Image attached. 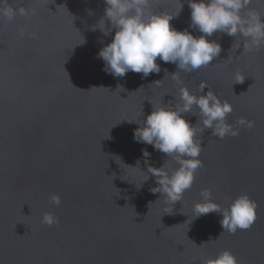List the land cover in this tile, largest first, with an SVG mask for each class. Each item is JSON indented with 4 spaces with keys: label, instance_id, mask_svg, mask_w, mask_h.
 Wrapping results in <instances>:
<instances>
[{
    "label": "water",
    "instance_id": "95a60500",
    "mask_svg": "<svg viewBox=\"0 0 264 264\" xmlns=\"http://www.w3.org/2000/svg\"><path fill=\"white\" fill-rule=\"evenodd\" d=\"M8 2L34 14L0 18V264H204L225 250L239 264H264V46L244 52L241 37L218 31L208 39L221 45L219 57L192 73L157 58L158 74L114 77L98 53L115 29L108 36L93 30L104 0ZM181 4L170 24L198 38L187 0H153L151 8L176 15ZM249 8L264 21V0ZM237 72L243 83H234ZM202 81L232 105L227 123L236 127L244 117L254 126L218 139L186 114L198 122L204 166L182 201L167 204L150 191L158 185L151 174L145 181L147 169L177 165L135 141L134 131L153 106L180 103L181 87L200 95ZM203 189L223 209L247 194L258 205L255 223L233 235L222 233V214L194 218ZM52 194L59 206L49 202ZM46 212L59 223H42Z\"/></svg>",
    "mask_w": 264,
    "mask_h": 264
},
{
    "label": "clouds",
    "instance_id": "9594fccd",
    "mask_svg": "<svg viewBox=\"0 0 264 264\" xmlns=\"http://www.w3.org/2000/svg\"><path fill=\"white\" fill-rule=\"evenodd\" d=\"M104 2L106 4L104 16L98 21L99 26L93 27V30L99 28L108 36L115 29L111 42L98 53V57L105 62L103 70L114 77H124L129 71L142 73V78H147L151 73L158 74L161 67L156 62L157 58L165 63H174L180 72L192 73L219 57L221 45L208 39L218 31L231 37H241L244 52H251L264 46V21L259 12L249 8L252 0H187L191 9L190 27L203 34L198 38L187 29L178 31L170 24L171 20L178 17L182 4L176 15H171L166 12H154L151 8L153 0H104ZM17 14L28 16L34 12L24 7L15 9L8 0H0V18L12 21ZM105 20L110 21L109 27L105 26ZM24 34L21 30L20 35ZM29 35L31 38H37L36 33ZM240 46L241 41L236 45V49ZM178 71L172 73L171 77L179 84ZM244 80L243 74L235 73L234 83H243ZM160 81L162 80L154 83L159 84ZM205 88L209 89V86L202 81L200 95H196L187 87H181L180 103L175 107L152 105L151 113L142 123H138L141 126L134 131L135 141L152 145L155 150L171 157L177 165L171 171L168 170L166 163L160 168L149 166L147 169L148 176L145 181L151 174L158 185L150 191L153 194L161 193L167 204L174 205L177 201H182L185 191L194 183L196 171L204 166L203 161L199 159L203 150L201 139L196 138L198 122L201 125V133L205 129H212V135L218 139H223L226 135L235 137L239 135L241 127L254 126V121L244 117L235 122L236 127L227 123V117L233 111L232 105L227 100L222 101L210 89L206 94H201ZM194 108L198 112H194ZM186 114L198 116V122L192 124L185 118ZM143 155L148 157L150 154L143 150ZM200 195L203 199L194 205L193 217L198 218L211 212L222 214L223 218L220 220L222 233L227 231L234 235L237 230L250 229L256 221L258 205L247 194L235 198L226 209L211 199L212 193L209 189L201 190ZM49 202L59 206L61 198L57 194H52ZM41 222L52 226L58 224L59 220L52 213L46 212ZM211 240L213 239L210 237L209 241ZM204 264L239 262L230 251L225 250Z\"/></svg>",
    "mask_w": 264,
    "mask_h": 264
}]
</instances>
